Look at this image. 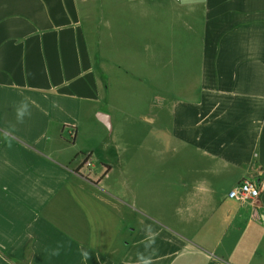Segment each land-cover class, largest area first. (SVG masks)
Listing matches in <instances>:
<instances>
[{
	"label": "crops",
	"instance_id": "crops-1",
	"mask_svg": "<svg viewBox=\"0 0 264 264\" xmlns=\"http://www.w3.org/2000/svg\"><path fill=\"white\" fill-rule=\"evenodd\" d=\"M148 225L154 264L264 255V0H0V264H136Z\"/></svg>",
	"mask_w": 264,
	"mask_h": 264
},
{
	"label": "rangeland",
	"instance_id": "rangeland-1",
	"mask_svg": "<svg viewBox=\"0 0 264 264\" xmlns=\"http://www.w3.org/2000/svg\"><path fill=\"white\" fill-rule=\"evenodd\" d=\"M126 123H124V125L117 131V137H118V141L119 144L117 146V150H118V154L120 155V161L121 162H125V155L123 152V147H120L121 145H128V146H132L133 148V154L134 156H136L137 160H141V149H140V145L142 142V130L145 127V125L140 121H134L132 122L131 126L129 123L127 125H125ZM132 131V134H129V132ZM114 150V149H112ZM113 153H108V155H105V158L108 161H111L113 164L114 162L117 160V158H115V156L112 155ZM253 252V250L246 248V249H241L239 251V255H250V257H253V262H255L254 264H264V255L258 259H255V254L251 255Z\"/></svg>",
	"mask_w": 264,
	"mask_h": 264
},
{
	"label": "clouds",
	"instance_id": "clouds-1",
	"mask_svg": "<svg viewBox=\"0 0 264 264\" xmlns=\"http://www.w3.org/2000/svg\"><path fill=\"white\" fill-rule=\"evenodd\" d=\"M15 114L17 122L19 123H23L24 118L31 115L30 103L27 99L21 100L18 103L15 107ZM142 230L145 232V251L137 252L136 264H154L153 256L152 254H148L147 250L152 249L155 245L158 233L154 232L150 225L144 226ZM55 254L58 255L59 251L57 250Z\"/></svg>",
	"mask_w": 264,
	"mask_h": 264
},
{
	"label": "built area",
	"instance_id": "built-area-1",
	"mask_svg": "<svg viewBox=\"0 0 264 264\" xmlns=\"http://www.w3.org/2000/svg\"><path fill=\"white\" fill-rule=\"evenodd\" d=\"M85 165H89L88 159L84 162ZM261 192L259 186L249 180H243L236 185L229 193V198L237 200L241 203L254 202L260 198Z\"/></svg>",
	"mask_w": 264,
	"mask_h": 264
},
{
	"label": "water",
	"instance_id": "water-1",
	"mask_svg": "<svg viewBox=\"0 0 264 264\" xmlns=\"http://www.w3.org/2000/svg\"><path fill=\"white\" fill-rule=\"evenodd\" d=\"M104 122H105V124H107V125L109 124V123H108V120H104Z\"/></svg>",
	"mask_w": 264,
	"mask_h": 264
}]
</instances>
